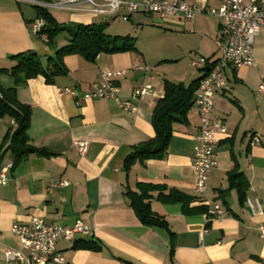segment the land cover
Returning <instances> with one entry per match:
<instances>
[{
  "label": "crops",
  "instance_id": "0c3cea01",
  "mask_svg": "<svg viewBox=\"0 0 264 264\" xmlns=\"http://www.w3.org/2000/svg\"><path fill=\"white\" fill-rule=\"evenodd\" d=\"M185 1L202 4V0ZM218 6L219 0L207 2V7ZM55 10L67 15L58 21L47 10L62 27L94 25L99 17L86 11ZM37 18V9L26 2L0 0V92L14 90L17 101L29 108V142L48 153L14 164L10 144L16 124L9 115L0 117V170L11 164L7 184H0V264H5L6 249L27 254L11 228L29 224L33 218L59 226L80 221L91 228L89 235L77 236L73 242H58L56 249L67 264H264V238L257 230L264 217L252 216L248 206V202L258 201L264 208V95L258 92L264 82V30L253 44L256 67L229 68V91L214 97L210 117L222 122L227 136L218 137L216 167L206 193L196 199L193 151L199 117L195 106L186 125L174 126L163 159L135 160L127 167L125 161L134 147L154 137L152 112L163 97L165 81L188 86L201 79L218 59V19L199 14L192 22L153 20L190 42L177 46L175 57L165 58L176 63L189 61L190 71L176 76L175 81L156 78L155 71L162 66L153 68L137 50L133 29L141 26L144 15L136 14L121 33L102 26L109 36L134 38L136 50L100 54L94 61L69 55L62 60L65 74L52 83L37 77L15 85L8 74L15 64L13 57L33 52L47 66L48 59L56 60V50L68 44L66 34L59 35L52 45L32 35L31 26ZM192 61L201 66L193 68ZM104 71L125 72L117 79L122 100H131L139 87H152V93L140 102L136 117L113 100L82 97ZM63 88H75L79 97L59 93ZM253 136L259 141L253 143ZM76 142L88 143L83 156ZM231 175L239 177L231 182ZM61 183L65 185L47 191L51 184ZM153 187L157 189H150ZM144 191L151 211L166 227L143 225L135 214L129 194ZM172 193L194 200L184 208L182 203L165 201ZM213 203H219L229 215L207 219V204Z\"/></svg>",
  "mask_w": 264,
  "mask_h": 264
},
{
  "label": "built area",
  "instance_id": "2783aa9c",
  "mask_svg": "<svg viewBox=\"0 0 264 264\" xmlns=\"http://www.w3.org/2000/svg\"><path fill=\"white\" fill-rule=\"evenodd\" d=\"M36 8L65 9L69 11H86L95 16L108 17L113 22L126 23L136 14H142L163 22L168 18H179L192 22L196 15L205 14L218 19L219 34L215 41L218 59L200 79L194 97V106L199 117L198 134L193 151V166L196 171L194 198H202L208 189V180L216 167V148L219 136H227V130L222 122L213 120L210 114L214 107V97L219 92L224 94L230 87L226 79L229 68L256 67L253 54L255 37L264 30V0H219L217 8L207 7L208 0H202L198 6L185 0H21ZM90 6V7H89ZM47 10V9H46ZM44 21L37 18L31 26V34L39 36L44 27ZM45 42V35L40 36ZM193 68H199L200 62L192 61ZM138 71L140 68H133ZM147 71L148 69H144ZM124 71H104L99 79L92 83L82 95L88 100L110 99L127 114L136 117L140 102L152 93L150 85L135 89L131 100H122L117 79L124 76ZM258 92L264 95V82L258 86ZM61 94H69L78 98L75 88L59 89ZM0 98L2 95L0 93ZM257 136L252 142H258ZM78 153L84 155L88 148L86 142L75 143ZM11 164L0 170V184H7V173ZM61 184H51L47 189L51 192ZM207 219H224L229 212L219 203L207 204ZM252 216L264 217V208L257 201L248 202ZM257 230L264 238V222ZM23 249L20 251L6 249L5 264H67L65 257L56 249L58 242H73L77 236L89 235L91 228L80 221L73 226L53 225L41 218H33L29 224H17L11 228Z\"/></svg>",
  "mask_w": 264,
  "mask_h": 264
},
{
  "label": "trees",
  "instance_id": "16d2710c",
  "mask_svg": "<svg viewBox=\"0 0 264 264\" xmlns=\"http://www.w3.org/2000/svg\"><path fill=\"white\" fill-rule=\"evenodd\" d=\"M36 9L38 18L42 19L45 24L38 37L45 35L47 43L52 45L59 35L66 34L68 44L56 50V60L48 59L47 66H44L41 59L33 52L13 57L15 64L8 74L14 79L15 85H24L28 80L37 77L44 78L46 83H52L56 77L65 74L66 70L62 60L69 55H78L87 61H94L100 54L136 50L134 38L109 36L105 34L102 26L62 27L56 23L46 9ZM199 81L200 79L193 81L188 86L165 81L163 97L157 101L152 112L151 123L155 135L151 140L134 147L133 153L125 161L126 167L135 160L144 162L164 158L174 126L187 124V115L194 106V95ZM3 93L0 98V117L9 115L16 124L10 144L14 164L31 155L48 156L46 151L31 146L29 142L27 135L29 108L17 101L14 90H7ZM238 177V175H231L230 181L234 182ZM129 199L131 207L143 225L161 228L167 226L164 220L151 211L145 191L141 194H129ZM191 199L178 193H172L165 198V201L182 203L185 208L189 201L194 200V198ZM185 212L189 213L190 211L185 209Z\"/></svg>",
  "mask_w": 264,
  "mask_h": 264
},
{
  "label": "rangeland",
  "instance_id": "374dc122",
  "mask_svg": "<svg viewBox=\"0 0 264 264\" xmlns=\"http://www.w3.org/2000/svg\"><path fill=\"white\" fill-rule=\"evenodd\" d=\"M46 9L58 21H64L67 19V15L60 10ZM153 20V18L144 16L143 21H141V26L133 29V37L137 40V50L146 55L148 63H150V66L153 65V68L158 67V65L162 66L160 70L158 69L155 71L156 78L175 81L176 76H179L184 71H190L189 61L186 58L185 60L182 59V61L176 63L173 62V60L167 61L166 59L175 57L173 55L177 54V46L188 45L190 42H188L181 35L170 31L171 29L169 27L155 24ZM94 25L110 26L112 31L119 33L125 31V27L129 26L122 22L119 24H112L108 19L100 16L95 19Z\"/></svg>",
  "mask_w": 264,
  "mask_h": 264
}]
</instances>
